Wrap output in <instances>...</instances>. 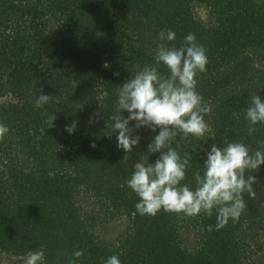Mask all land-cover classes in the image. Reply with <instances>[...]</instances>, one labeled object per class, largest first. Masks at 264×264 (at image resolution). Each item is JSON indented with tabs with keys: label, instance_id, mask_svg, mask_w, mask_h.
I'll return each mask as SVG.
<instances>
[{
	"label": "trees",
	"instance_id": "16d2710c",
	"mask_svg": "<svg viewBox=\"0 0 264 264\" xmlns=\"http://www.w3.org/2000/svg\"><path fill=\"white\" fill-rule=\"evenodd\" d=\"M169 29L176 36L166 46L194 33L208 57L197 91L211 106L212 131L172 143L192 155L182 183L194 188L212 143L243 140L255 150L264 141V124L249 136L244 119L250 93L264 101V0H0V122L9 128L0 140V252L13 264L40 250L42 264H70L76 250L84 253L78 264L112 255L121 264H264V165L246 173L257 176L254 196L244 193L239 219L219 230L215 211L152 216L135 208L126 181L159 129L134 132L140 143L124 159L109 117L116 89L137 65L155 64L158 33ZM41 90L51 100L37 107Z\"/></svg>",
	"mask_w": 264,
	"mask_h": 264
},
{
	"label": "clouds",
	"instance_id": "9594fccd",
	"mask_svg": "<svg viewBox=\"0 0 264 264\" xmlns=\"http://www.w3.org/2000/svg\"><path fill=\"white\" fill-rule=\"evenodd\" d=\"M172 30L158 33L161 43L155 49V64L137 65L135 74L125 80L116 89L118 96L115 112L109 117L114 121L113 132H117V146L127 154L140 143L141 137L133 133L146 127L158 134L147 145L136 162L134 171L126 181L127 186L137 195L135 205L141 215L155 216L164 210L170 213L195 217L201 213L211 217L216 213V230L227 225L231 219L236 221L246 208L244 193L254 196L252 185L256 182L255 173L264 165V141H258L259 147L250 149L241 141L228 142L220 147L210 145L205 153L204 170L194 173L195 187L182 183L190 166L192 155H181L172 143L178 134L203 138L211 133L205 117L211 113V106L197 91V76L206 72L208 57L206 48L197 42L196 35L189 33L184 43L179 46H166L163 41H173ZM163 64L168 72L161 73L158 66ZM107 67V65H105ZM119 75V73H114ZM41 94L36 100L37 107H43L51 100V95ZM127 111L125 118L122 113ZM239 118V117H237ZM56 115L49 116L47 123L53 126ZM244 119L248 122L247 134L256 132L257 124H264V101L257 93H250V102L245 109ZM135 122L130 127V122ZM77 122L66 126V131L73 133ZM9 128L0 122V140ZM214 139V135L211 136ZM95 143L92 147H95ZM196 146H193V151ZM158 154L155 161L150 154ZM212 230V226H208ZM83 250L73 252L70 264H78ZM44 253L30 251L24 258V264H42ZM104 264H121L118 255H112Z\"/></svg>",
	"mask_w": 264,
	"mask_h": 264
},
{
	"label": "rangeland",
	"instance_id": "374dc122",
	"mask_svg": "<svg viewBox=\"0 0 264 264\" xmlns=\"http://www.w3.org/2000/svg\"><path fill=\"white\" fill-rule=\"evenodd\" d=\"M196 12H197V15L200 17V18H202V20H207L208 18H209V12H208V10L206 9V8H204V7H199V8H197V10H196ZM11 98V95H9L7 98H5L4 100H7V99H10ZM118 228H120V225H119V223H117V228L116 229H118ZM115 229V228H114ZM113 228H111V229H109V231H110V234H109V236H112L113 234V232H115V230H114ZM13 260V259H12ZM11 259H10V257H8V255H5L4 253H1L0 252V264H13V261H12Z\"/></svg>",
	"mask_w": 264,
	"mask_h": 264
}]
</instances>
